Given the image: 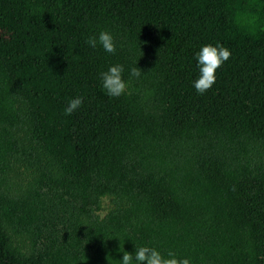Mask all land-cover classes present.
<instances>
[{
	"label": "trees",
	"instance_id": "obj_1",
	"mask_svg": "<svg viewBox=\"0 0 264 264\" xmlns=\"http://www.w3.org/2000/svg\"><path fill=\"white\" fill-rule=\"evenodd\" d=\"M101 31L115 54L86 43ZM206 44L231 57L199 94ZM120 245L264 264V0H0V264H120Z\"/></svg>",
	"mask_w": 264,
	"mask_h": 264
},
{
	"label": "clouds",
	"instance_id": "obj_2",
	"mask_svg": "<svg viewBox=\"0 0 264 264\" xmlns=\"http://www.w3.org/2000/svg\"><path fill=\"white\" fill-rule=\"evenodd\" d=\"M86 43L92 48H96L97 43H99L103 50L110 54H115L117 51L114 38L108 31H101L98 38L89 37ZM230 57V49L220 44L216 46L206 44L200 48L195 56L199 75L193 82V87L197 93L204 94L215 84L217 69ZM123 71V66L117 64L100 73L102 88L109 97H119L125 93L127 84L122 77ZM130 76L139 78L141 76V68L133 67L130 71ZM82 104V97L77 96L71 99L64 109L65 115H71ZM118 251H121V245ZM121 252H123V257L120 260V264H190L188 258H177L176 254L171 250L168 251L167 258L155 248L147 246H136L134 254L124 251V249Z\"/></svg>",
	"mask_w": 264,
	"mask_h": 264
},
{
	"label": "rangeland",
	"instance_id": "obj_3",
	"mask_svg": "<svg viewBox=\"0 0 264 264\" xmlns=\"http://www.w3.org/2000/svg\"><path fill=\"white\" fill-rule=\"evenodd\" d=\"M112 206L109 196H104L102 198V209L100 211L101 215H104Z\"/></svg>",
	"mask_w": 264,
	"mask_h": 264
}]
</instances>
